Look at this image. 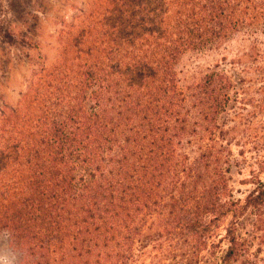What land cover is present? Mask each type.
Here are the masks:
<instances>
[{"label": "trees", "instance_id": "1", "mask_svg": "<svg viewBox=\"0 0 264 264\" xmlns=\"http://www.w3.org/2000/svg\"><path fill=\"white\" fill-rule=\"evenodd\" d=\"M103 1L24 102L2 106L0 235L20 264H137L150 238L153 264H264V179L236 200L224 146L183 151L194 108L216 134L231 81L211 71L188 96L175 68L264 34V0ZM0 35L14 38L4 22Z\"/></svg>", "mask_w": 264, "mask_h": 264}, {"label": "rangeland", "instance_id": "2", "mask_svg": "<svg viewBox=\"0 0 264 264\" xmlns=\"http://www.w3.org/2000/svg\"><path fill=\"white\" fill-rule=\"evenodd\" d=\"M104 8L103 0H0V22L14 34L12 44L0 35V111L5 103H23L24 95L44 77L42 67L50 72L72 33L79 44L89 20ZM175 68L178 85L188 96L211 71L221 70L222 79L231 81L230 101L218 116L216 134L207 130L210 124L200 108H194L182 134L183 151L193 158L208 145L224 146L220 164L230 169L225 173L229 189L236 200L245 201L255 182L264 179V34H239L212 48L188 51ZM228 221H222L217 239H224ZM153 243L151 238L137 243V264H153L152 257L160 255ZM0 264H20V253L12 249L6 233L0 235Z\"/></svg>", "mask_w": 264, "mask_h": 264}]
</instances>
